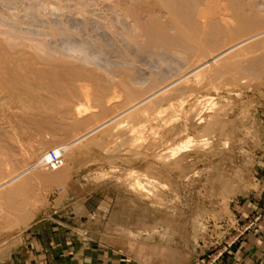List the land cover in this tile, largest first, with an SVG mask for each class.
<instances>
[{"label": "rangeland", "instance_id": "374dc122", "mask_svg": "<svg viewBox=\"0 0 264 264\" xmlns=\"http://www.w3.org/2000/svg\"><path fill=\"white\" fill-rule=\"evenodd\" d=\"M121 2L0 0V60L4 55L8 60L27 57L51 77L33 96L10 76L15 83H0V185L44 152L66 145L179 77L169 70L184 59L182 53L158 60L131 48L126 30H132L137 43L145 38L131 18L122 16L127 6ZM263 50L241 48L243 64L264 57ZM123 57L133 65L127 60L123 66ZM262 62L256 69H234L215 79H208L209 69L198 78L202 81L189 77L184 89L168 90L146 119L121 117L63 154L59 170L36 167L0 186V264H10L24 247L19 246L22 235L43 218L55 219L71 207L73 214H82L79 201L89 195L88 230L117 251L120 264H238L232 255L259 235L264 219ZM122 66L133 67L137 83L122 84ZM66 69L82 72L73 86L75 103L82 106L74 129L57 115L69 103L63 97L61 105L58 95L52 98L53 75L64 77ZM161 70L169 80L150 87L148 78ZM190 111L200 114L192 118ZM212 116L215 130L203 131ZM173 127L181 130L171 134ZM176 149L173 158H166ZM135 183L145 190L134 191Z\"/></svg>", "mask_w": 264, "mask_h": 264}, {"label": "bare ground", "instance_id": "6f19581e", "mask_svg": "<svg viewBox=\"0 0 264 264\" xmlns=\"http://www.w3.org/2000/svg\"><path fill=\"white\" fill-rule=\"evenodd\" d=\"M121 3L127 6L123 10L121 9L122 10L121 12H123L122 16H124L125 18L128 17L129 19L131 18L135 24L136 30L141 35H143V37L145 38L144 43L143 42L137 43L136 41L137 36L132 32V30L130 31V30L125 29L126 31L124 30L125 31L124 36L128 37L127 38L129 39L128 43L134 47V48L133 47L131 48L133 50L136 49L135 52L137 51L138 56L139 54L141 56L143 54H146L148 58H149V55H151L152 58L154 56L156 58L157 57L161 58L163 55H166V54H168L166 56L168 57L169 54H171V52L173 51H174V56H176L175 54L177 53H180V55L182 53L184 55V59L181 56L182 61L180 63L177 62L178 65H176L175 67L173 66L175 71L169 70L170 72L173 71L175 73L173 74L172 72L173 75L175 76L178 75L179 77L172 79V76H171L172 81L170 79L171 82L168 81L169 83L167 84L165 83L163 86L162 82H166L167 79L170 77L164 80L165 78L164 73L162 72V70L161 72L158 71L159 73H156L150 78H148L150 87L152 88H156L158 87L160 83H162L160 84V88L159 89L157 88L158 90L155 89L156 91H154L153 89L154 92L153 93L149 92V94L150 93L151 94L148 95L147 97L143 99L141 98V100L139 99L140 101L138 102L136 101V103L129 106L125 110L123 109V111L115 114L114 116L112 115L113 117L107 119V121H103V122L97 123L96 125H92V127L88 128L83 133L77 134L70 142L65 143L66 145L58 146V147L63 148V151H64L63 154L69 151L71 152L72 148L75 147L77 144H80L81 142L83 143L84 140H86L93 134L97 133L98 131L102 130L103 128H106L108 125L115 123V121L120 119L121 117H124V116L132 117V115H134L136 116V119L137 117L141 118V120L142 118L146 119L145 117L148 116L147 113L154 111L155 109L154 106H156V104H158L159 101H160L159 103H161L162 99L165 100V98L167 97L164 98V96H168L167 93H169V91H171L172 88L173 89L174 87L183 88V86L186 85L185 80H187L189 77H194L195 79L196 78L198 79L199 77L201 78L203 74L207 72L208 69L210 72L208 79H212V78L215 79V77L222 76L225 73L228 75L232 71H234V69H236V71L238 70L239 72L245 71L248 68L249 70L250 69L253 70V69H256L264 59V57L262 56H260L261 58L259 57L258 59H250V61L249 60L247 61L248 62L246 63L247 65H245L243 64L242 62L243 59L241 57V52L242 51L245 52L244 49L241 51V48H248L249 50L250 49L254 50V48L258 49L264 46V15H262L264 14V0H151L150 4L149 3L146 4L145 0H122ZM253 32L255 34L250 35ZM139 33H136V34H139ZM248 34L250 36L248 38L245 37V39L244 40L242 39V41L240 42H237L232 45L226 44V42H230L235 38L243 37ZM220 48H223V49L220 51H217ZM246 52L249 53L247 50ZM134 55H136V53ZM4 56H2L3 59H5ZM126 56L128 55L126 54ZM126 56L124 55V57ZM124 57L123 59L125 60ZM26 58L25 60L24 58H20V57L13 59V60H10V59L8 60L7 57H6L7 60L1 59L2 61L0 60V83H4L5 85H7L9 81H13L11 79H15L16 80L15 82L17 83L19 82L18 86L24 91V93L27 92L33 96V94H35L38 90H40L38 87L44 84V80L46 78L50 79L51 77L49 76L47 71L42 72V70L39 71L38 68L35 67L37 69L36 70L34 68L35 65L33 66L32 63L30 64V62H27ZM157 59L159 60V58ZM129 60H130V64L133 65L132 62L134 61L131 62V58ZM125 61L124 62L122 61L121 63L123 64V66L125 65L124 63L126 64L129 63L128 61L127 62ZM170 65H167V66H170ZM123 66L121 67V69L123 68L126 70L124 71L122 70L121 72L122 73L121 76H123L122 84H124V86L125 85L128 86V84L131 85L130 83L132 84L137 83V80L139 78H137V74L133 72V67L131 68L132 71H130L129 69L127 70L126 67L124 68ZM37 67H39V65ZM40 69L42 68L40 67ZM79 71L80 70H72V69L63 70L64 77L60 75H53L54 81L52 82L56 90V93L52 94V98H55L56 95H58L56 100L60 101L61 105H62L61 99L63 97L69 103L68 105H65V106L62 105V110L59 107L57 115L61 117V119L68 120V122H71L69 125H71L73 129L75 126H77L76 123H79V121L77 120L78 119L77 117L82 115L80 111L82 106L77 105V102L75 103V100L78 101V99H76L78 98L76 96L77 91L75 92L73 90L74 89L73 86H75L77 82L76 81L77 79H75L76 78L75 76L78 77V74L82 73ZM55 72L56 70L53 71V73ZM170 72L167 71V74L168 73L171 74ZM9 76L11 79L8 78ZM199 80L202 81V79H198L197 82ZM150 87L148 86L149 90L151 89ZM178 88L176 89L179 90ZM182 88H180V90H182ZM84 91H86V89ZM192 110L194 111V107ZM190 112H188V115L193 114L194 116L196 114V112H194L195 114L192 113V111ZM198 114L200 113H197L196 117L199 116ZM93 117L94 116H92L91 118ZM196 117L194 116L192 118H196ZM213 117L215 116H212L213 121L208 122L209 124L205 125V127L203 128V131L209 132V131L215 130L217 123L215 122V118ZM190 119H191L190 117L186 118L187 121H190ZM88 121L89 120H87L86 123H88ZM183 123H186V122H183ZM187 125H189V123ZM185 126L186 125L184 124L182 127H185ZM180 128L173 127L172 129H170L171 134H176L179 130H181ZM181 148H179L178 150L181 151L182 150ZM178 150L176 149L175 150L176 152L171 151L173 154L171 153L166 158H169V157L173 158L175 156L174 154H177ZM47 152H44L38 158L37 162H35L33 165L28 166L23 171H21L20 173L14 176L11 175V177L8 180L6 179L7 181L3 182L0 186L6 185V184H12L13 182L15 183L17 180H20L24 175L32 172L36 167L39 170H43L38 165V161ZM47 172H53V171H47ZM140 184L141 183L139 184L135 183V185L133 184L131 186L132 187L134 186L135 188L134 191L136 189L137 191H141V190L144 191L145 188L142 186V184L141 185Z\"/></svg>", "mask_w": 264, "mask_h": 264}, {"label": "crops", "instance_id": "0c3cea01", "mask_svg": "<svg viewBox=\"0 0 264 264\" xmlns=\"http://www.w3.org/2000/svg\"><path fill=\"white\" fill-rule=\"evenodd\" d=\"M91 198L89 195L80 199L82 214H73L70 206L68 212H60L55 219L43 218L22 235L19 246L24 247L10 264H120L122 259L117 251L88 230L91 218L86 215L92 211ZM259 225V235L252 236L232 255L231 259L238 264H264V219Z\"/></svg>", "mask_w": 264, "mask_h": 264}, {"label": "built area", "instance_id": "2783aa9c", "mask_svg": "<svg viewBox=\"0 0 264 264\" xmlns=\"http://www.w3.org/2000/svg\"><path fill=\"white\" fill-rule=\"evenodd\" d=\"M63 153L64 151L61 147H58L55 150H49L39 159L38 165L44 171L58 170L64 163Z\"/></svg>", "mask_w": 264, "mask_h": 264}]
</instances>
